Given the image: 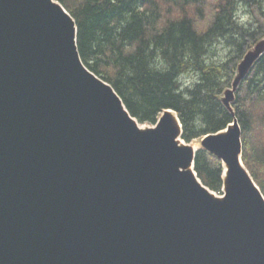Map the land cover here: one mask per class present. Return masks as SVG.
<instances>
[{
    "label": "water",
    "instance_id": "1",
    "mask_svg": "<svg viewBox=\"0 0 264 264\" xmlns=\"http://www.w3.org/2000/svg\"><path fill=\"white\" fill-rule=\"evenodd\" d=\"M263 54L264 38L223 93L233 122L201 140L223 164L219 197L171 109L141 128L84 64L58 0H0V264H264V195L233 109Z\"/></svg>",
    "mask_w": 264,
    "mask_h": 264
},
{
    "label": "trees",
    "instance_id": "2",
    "mask_svg": "<svg viewBox=\"0 0 264 264\" xmlns=\"http://www.w3.org/2000/svg\"><path fill=\"white\" fill-rule=\"evenodd\" d=\"M59 1L76 22L84 64L112 85L139 123L156 124L172 109L182 138L192 142L233 121L221 96L244 54L264 37V0ZM239 11L251 20L240 22ZM185 74L193 83H182ZM233 108L242 161L264 194V54L239 85ZM194 169L206 187L223 193L219 158L199 148Z\"/></svg>",
    "mask_w": 264,
    "mask_h": 264
},
{
    "label": "rangeland",
    "instance_id": "3",
    "mask_svg": "<svg viewBox=\"0 0 264 264\" xmlns=\"http://www.w3.org/2000/svg\"><path fill=\"white\" fill-rule=\"evenodd\" d=\"M239 20H240V22L247 23L249 20H251V17L248 14L244 15L243 11L242 12L239 11ZM221 51H223V50L220 47L219 52L221 53ZM193 77H194V75H190V74L183 75L182 78H181L182 79V83L183 84L193 83V81H194ZM141 125H144L146 128L153 127V125L149 124V123H145V124H141ZM200 140L201 139H197L196 141H200ZM211 192L214 195L219 196V197H222V195H223V193H218V192H215V191H212V190H211Z\"/></svg>",
    "mask_w": 264,
    "mask_h": 264
},
{
    "label": "bare ground",
    "instance_id": "4",
    "mask_svg": "<svg viewBox=\"0 0 264 264\" xmlns=\"http://www.w3.org/2000/svg\"><path fill=\"white\" fill-rule=\"evenodd\" d=\"M171 114L175 117V119L177 120V122H179V119H178V117H177V114H176L175 112H173V111H171ZM139 126H140L141 128H146L144 125H141V124H139ZM196 140H197V139H196ZM196 140H194L193 142H191V143L188 144V145H190L193 149H197V148H199L200 145H201V140H200V141H196ZM177 142H178L180 145H185V144H187L183 139L180 138V136L177 137ZM192 168H193V167L191 166V169H192ZM225 168H227V165H225Z\"/></svg>",
    "mask_w": 264,
    "mask_h": 264
}]
</instances>
